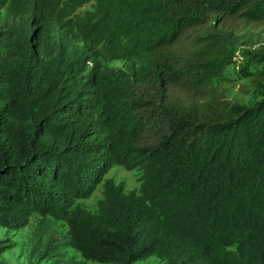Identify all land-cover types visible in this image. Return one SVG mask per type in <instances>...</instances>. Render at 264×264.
<instances>
[{"label": "trees", "instance_id": "trees-1", "mask_svg": "<svg viewBox=\"0 0 264 264\" xmlns=\"http://www.w3.org/2000/svg\"><path fill=\"white\" fill-rule=\"evenodd\" d=\"M31 1L0 33V227L49 216L106 264H264V0H133L120 30L142 59L127 70L52 34ZM251 63L247 105L222 84ZM113 165L142 171L138 191L104 179ZM101 182L94 212L77 203ZM13 246L0 239V264Z\"/></svg>", "mask_w": 264, "mask_h": 264}, {"label": "rangeland", "instance_id": "rangeland-1", "mask_svg": "<svg viewBox=\"0 0 264 264\" xmlns=\"http://www.w3.org/2000/svg\"><path fill=\"white\" fill-rule=\"evenodd\" d=\"M44 2L48 6L47 14L51 19V28L53 27L51 33L55 34V30H60L66 33L70 43L77 49L87 47L88 51L95 50L98 56L96 60L100 65L127 70L141 62L142 55L136 46L135 37L120 30L123 11L131 6L133 0H44ZM20 3L24 4L22 0H0V33L7 32L14 25L22 22H19L17 16ZM250 48L253 49V47ZM246 57V53L240 50L237 60L245 63ZM262 66V64L251 63L246 73L244 68H237L236 65L227 67L225 70L227 80L222 84L226 96L252 105L260 98V95L251 92V77H256ZM141 174L142 171L136 168L126 169L121 165H113L104 179L111 178L115 183H123L127 191H138ZM101 198L102 182L89 197L79 199L77 203L94 212ZM2 238H7L14 243L12 248L1 254V257L10 264H28L29 262L106 264L82 258L78 251L66 243V225L49 216L42 217L34 213L28 224L18 230L0 227V239ZM48 240H52L54 248L48 257L39 260ZM134 264H164V261L153 255Z\"/></svg>", "mask_w": 264, "mask_h": 264}]
</instances>
